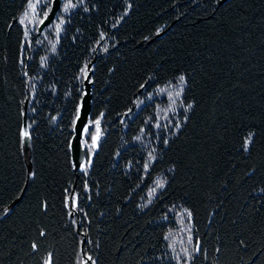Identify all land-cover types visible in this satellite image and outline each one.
<instances>
[{
	"label": "trees",
	"instance_id": "trees-1",
	"mask_svg": "<svg viewBox=\"0 0 264 264\" xmlns=\"http://www.w3.org/2000/svg\"><path fill=\"white\" fill-rule=\"evenodd\" d=\"M51 1L0 0V264H264V0H83L39 33Z\"/></svg>",
	"mask_w": 264,
	"mask_h": 264
},
{
	"label": "snow or ice",
	"instance_id": "snow-or-ice-1",
	"mask_svg": "<svg viewBox=\"0 0 264 264\" xmlns=\"http://www.w3.org/2000/svg\"><path fill=\"white\" fill-rule=\"evenodd\" d=\"M82 3H83V0H77V3H73V0H62V4H63L62 11H63L64 13H67V12H69V9H74V8H76V7L78 6V4H82ZM36 6H37L36 4L31 3V2H29V4H28V7H29L33 12H35V10H36ZM85 11H87V9H85ZM27 16H28V12H25V14H24V18H22V19L20 20V23H21V24L24 23V19H26ZM46 18H47V13H45V19H46ZM40 23H43V20H41ZM60 23H64V21L61 20ZM56 27H57V30H59L60 25L57 24ZM179 80H180L181 83H183L184 80H185V77H184L183 75H181V76L179 77ZM179 95H180V93L178 92V93H177V96H179ZM187 107H188V108H191L192 105L189 104ZM76 119H79V108L77 109V117H76ZM99 123H100L99 120L95 121V124H96V126H97V134H96L95 136H92V137H91V138H92V145H91V148H92V149H94V148L96 147V143H97V141H98V139H99ZM177 127H179V125H177ZM83 133H84L85 135H88V134H89V129H88L87 126L84 127V129H83ZM252 135H254V134H251V133H250L249 136H248V138L245 140V151H247V145L251 143ZM21 137H22V139L25 140V141L30 140V134H29V132L26 131V130L21 132ZM165 143H167V141H165ZM88 164L90 165V164H91V161H89ZM146 167H147V165H146ZM80 168H81V170H85V169H86V165L81 164V165H80ZM28 175H29V178H31V177L35 176V173L30 171ZM157 187L163 188L164 185H163V183L157 181ZM153 191H154V190H153ZM41 210H42V211H46V210H47V203H46V202H44V203L41 204ZM187 215H188L189 218H190V217H191V212H188ZM73 223H75V221H73ZM46 235H47V233H46L44 230H40V232H39V236L44 237V236H46ZM189 239H191V238H189ZM238 244H239L240 246H243V247H246V246H247L246 243H245V240L242 239V238L238 241ZM31 248H32V251H33V252H38V251H39V245H38L36 242H33V243L31 244ZM196 251H197V252H200V251H201V249H200V245H199V241H197ZM216 252H217V253H220V252H221V249L218 247V248L216 249ZM89 262H90V264H96V261L93 259V257H92L91 255H86V256H84V257L81 258V260L78 262V264H89ZM42 264H54V261H53V254H52L51 252H49V253L47 254V257H46V258H43V259H42Z\"/></svg>",
	"mask_w": 264,
	"mask_h": 264
},
{
	"label": "water",
	"instance_id": "water-1",
	"mask_svg": "<svg viewBox=\"0 0 264 264\" xmlns=\"http://www.w3.org/2000/svg\"><path fill=\"white\" fill-rule=\"evenodd\" d=\"M229 0H222V2H227ZM53 6L52 9L49 13V16L45 19H43V23H40V27L38 29L39 33H42V31L50 26V24L53 22V20L56 18L57 16V12L60 9V5L62 4V0H54L53 2ZM168 30H165L164 33H162L161 35H165V33H167ZM89 79L87 80L86 84H85V90L86 93L84 95V97L82 98V104L79 110V119L76 120V125L74 128V137L70 143V147H71V158L73 160V166L74 169L76 171H81L80 165L84 162L85 160V150L84 147L82 146L81 142L82 139L84 138L83 135V129L85 126H87L88 124V119H89V114H90V105H91V101H90V95H89V84H88ZM22 131H28L29 132V126L27 123V115L24 112V117H23V122H22ZM30 134V132H29ZM30 140L25 141L23 140V144L24 147H28Z\"/></svg>",
	"mask_w": 264,
	"mask_h": 264
},
{
	"label": "rangeland",
	"instance_id": "rangeland-1",
	"mask_svg": "<svg viewBox=\"0 0 264 264\" xmlns=\"http://www.w3.org/2000/svg\"><path fill=\"white\" fill-rule=\"evenodd\" d=\"M53 1H54V0H52L51 2H53ZM52 6H53V3H52ZM62 7H63V4L60 5V9H59L58 12H57V16H56V17H57V20H58L60 14H62V13L64 14V12L62 11ZM51 9H52V7H51ZM51 9H50V11H51ZM50 11H49V13H50ZM59 12H60V13H59ZM49 13H48V14H49ZM48 16H49V15H48ZM48 16H47V17H48ZM53 21H54V20H53ZM54 22H55V21H54ZM52 23H53V22H52ZM43 35L46 36V37H50V36H48L47 34H43ZM50 38H51V37H50ZM88 125H89V124H88ZM88 125H87V127H88ZM83 135H84V138H85L86 135H85L84 133H83ZM84 138H83V139H84ZM83 139H82V140H83ZM81 144H82V142H81ZM82 146H83V145H82ZM83 147H84V146H83ZM84 150H85V148H84ZM85 155H86V150H85ZM85 155H84V157H85ZM85 159H86V157H85ZM84 162H85V160H84ZM84 162H83L82 164H84ZM80 172H82V170H81Z\"/></svg>",
	"mask_w": 264,
	"mask_h": 264
}]
</instances>
